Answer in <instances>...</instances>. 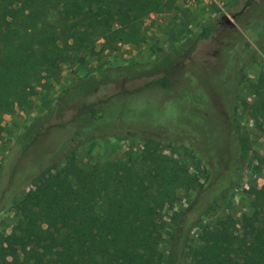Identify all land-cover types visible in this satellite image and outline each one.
I'll return each instance as SVG.
<instances>
[{
    "label": "trees",
    "instance_id": "16d2710c",
    "mask_svg": "<svg viewBox=\"0 0 264 264\" xmlns=\"http://www.w3.org/2000/svg\"><path fill=\"white\" fill-rule=\"evenodd\" d=\"M175 5L172 0H0V136L4 115L31 110L38 91L50 90L60 79L61 63H73L84 54L116 51L120 44L141 45L145 18L168 13ZM255 19L251 15L248 23L255 25L259 35L255 41L261 42L264 19L262 23ZM215 27V23L200 24L194 41L175 54L158 57L148 70L140 71L137 66L104 69L77 82L55 108L62 114L70 100L74 101L72 118L56 126L59 133L71 132L69 136H54L39 146L42 122L33 124L30 140L24 146L18 143L21 156L0 193L1 210L31 186L15 207V249L0 237V264H264V185L254 190V212L241 228L231 217L212 227L202 224V218L226 198L240 172L237 131L222 116L227 113L229 117L228 111L235 109L233 96L220 97L226 108L221 113L208 92L221 82L225 64L193 89L197 98L191 90L172 97L182 110L193 100L207 108L206 112L183 111L176 118L166 116L167 121L155 120L144 93L149 89L153 96L172 92V75L200 42L211 37ZM99 40L102 44L97 50ZM252 51L249 45L250 59ZM113 73L150 78L135 91L91 100ZM253 94L251 119L264 134V77L253 85ZM133 99L147 101L137 114ZM125 104L143 126L156 130L155 135L141 134L145 144L139 161L128 156L101 167L80 166L76 151L68 153L74 141L80 146L104 134L126 131L135 135L123 114ZM178 127L189 131L181 135L191 143L185 149L203 162L208 176L174 227L165 257L160 249L165 237L163 213L177 200L178 190L197 183L188 167L161 147L163 142L173 148L183 144L168 142L164 136ZM196 146L204 150L203 156L197 155ZM230 161L231 167L220 174L208 166L211 162L219 168ZM195 229L200 230L196 238L192 236Z\"/></svg>",
    "mask_w": 264,
    "mask_h": 264
},
{
    "label": "rangeland",
    "instance_id": "374dc122",
    "mask_svg": "<svg viewBox=\"0 0 264 264\" xmlns=\"http://www.w3.org/2000/svg\"><path fill=\"white\" fill-rule=\"evenodd\" d=\"M251 15L256 18V21H263L264 0H225L222 7L217 5L188 7L176 4L173 10L168 13L151 14L145 18L142 29L145 41L141 45L120 44L116 51L101 52L97 56L84 54L73 63H61L60 79L50 90L38 91L33 97L31 110H17L13 114L4 115V130L0 136V193L6 188L10 180V172L13 166H17V161L21 156L22 147L18 143L21 142V145L24 146L26 141L30 140L34 129L33 124L37 120L42 122L38 125L42 133V140L41 138L39 140L41 143L38 142L39 146L54 136L61 139L71 134V132L59 133L56 126L72 118L74 109L72 110L71 104L74 101L70 100L66 106L67 111L64 109L66 112L63 111L62 114L56 113L55 108L62 96L77 82L95 76L104 69L113 70L137 66L140 71L148 70L158 57L175 54L183 45L194 41L200 24L215 23L216 27L211 37L200 42L191 58L181 65L177 73L172 75L171 78L174 82L172 92H163L153 96L149 89L144 93L147 95L146 99L151 101L149 105L152 106L151 112L155 120L167 121L166 116L176 118L183 111L206 112L207 108L193 100L187 102L182 110L172 97L175 93L184 92L187 94L191 90V92L193 91L192 96L197 98L198 93L193 89L200 86L201 81L208 74L221 71L220 67L225 64L227 70L222 77H219L221 82L219 85L214 83L215 85L208 92L221 113L226 108L220 101V97L233 96L235 109L228 111L229 117L227 113L225 115L222 113V116H224L225 122L237 131L238 147L242 150L238 165L240 172L237 182L230 185L226 198L219 200L216 209L202 218V224L212 227L219 220L227 217L236 220L239 228L247 224L249 217L254 212V190L264 185V134L251 119V109H249L256 100L253 94V85L259 78L264 77V39H261V42L255 41V37L259 35L255 30V25L253 27L248 23ZM101 44L102 42L99 40L96 44L97 50H100ZM249 45L253 48L251 59L248 52ZM149 78L148 75L129 77L113 73L110 75L109 82L102 83L94 94L95 96L90 99L99 101L119 92L135 91L142 88ZM234 85L236 86L234 87ZM234 90L235 92H233ZM83 96L81 95V98ZM133 104L137 114L138 110L147 105V101L139 102L138 99H133ZM127 107L125 104L123 114L127 121H130L135 135L126 131L116 136L104 134L80 146L78 142L74 141V145H69L68 153L76 151L80 166L85 168L101 167L128 156L134 162L139 161L145 144L141 134L148 132L149 135H155L156 130L150 126H143L133 113H129ZM52 112L53 114L47 119ZM110 119L111 117H108V121ZM71 131H73L72 128ZM188 132L187 129L180 127L171 132H165L164 136L167 134L168 142L173 141L177 144L183 142V144L173 148L170 147L171 144L163 142L161 146L166 150V153L184 163L191 174L197 178L195 187L178 190L177 200L163 213L165 237L161 242L160 249L165 257L169 251L170 236L174 232V227L195 200L200 186L206 183L208 176L203 162L198 158L191 157L185 149V145H191V143H188L187 138L181 137V135ZM196 151L198 156L205 154L199 146H196ZM231 165L232 161L227 166L219 168H216L211 162L208 166L214 174H220L223 170L229 169ZM34 169L33 165L31 170ZM21 173L23 174V172ZM228 179L229 177H226L224 181ZM20 180L22 181L21 178ZM30 187H25L22 194L0 210V237L3 236L6 239V244L12 250L15 249L12 233L18 221L15 207ZM8 196L9 194L6 198ZM199 233L200 230L195 229L192 236L196 238Z\"/></svg>",
    "mask_w": 264,
    "mask_h": 264
},
{
    "label": "built area",
    "instance_id": "2783aa9c",
    "mask_svg": "<svg viewBox=\"0 0 264 264\" xmlns=\"http://www.w3.org/2000/svg\"><path fill=\"white\" fill-rule=\"evenodd\" d=\"M175 4L182 6H213L222 7L225 0H172Z\"/></svg>",
    "mask_w": 264,
    "mask_h": 264
},
{
    "label": "flooded vegetation",
    "instance_id": "af4514ba",
    "mask_svg": "<svg viewBox=\"0 0 264 264\" xmlns=\"http://www.w3.org/2000/svg\"><path fill=\"white\" fill-rule=\"evenodd\" d=\"M247 6V5H246Z\"/></svg>",
    "mask_w": 264,
    "mask_h": 264
}]
</instances>
